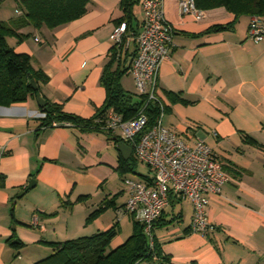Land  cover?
<instances>
[{
	"label": "crops",
	"instance_id": "1",
	"mask_svg": "<svg viewBox=\"0 0 264 264\" xmlns=\"http://www.w3.org/2000/svg\"><path fill=\"white\" fill-rule=\"evenodd\" d=\"M123 1L91 0L74 20L54 28L25 26L20 32L28 36L21 42L6 38L44 74L46 82L38 84L44 100L91 119L106 98L100 77L113 51L122 88L136 92L129 72L136 44L110 40L120 21L141 28L139 0L129 6ZM10 2L0 1L2 21L15 20L13 12L23 16ZM162 9L173 27L169 57L157 76L166 106L162 124L189 144H208L228 179L219 194L209 196L206 216L214 228L207 235L190 231L192 203L175 195L153 234L171 264H264V42L246 38L248 15L207 32L232 20L222 6L201 9L200 20L182 13L179 0H162ZM39 112L36 97L0 105V145L6 148L0 158V264H33L51 253L49 243L115 224L110 245H120L133 229L132 217L122 212L128 197L123 179L152 176L132 164L124 173L118 168L121 160H136L132 151L124 159L118 150L119 130L41 127ZM31 179L34 186L20 194Z\"/></svg>",
	"mask_w": 264,
	"mask_h": 264
},
{
	"label": "built area",
	"instance_id": "2",
	"mask_svg": "<svg viewBox=\"0 0 264 264\" xmlns=\"http://www.w3.org/2000/svg\"><path fill=\"white\" fill-rule=\"evenodd\" d=\"M139 3L143 13L140 30L134 34L121 22L114 27L110 40L122 47L135 42L136 55L129 72L136 92L145 96L144 104L131 119L123 120L120 114L110 109L97 119V123L102 130H119L120 139L131 147L136 161L147 165L152 172L146 181L123 179L128 197L122 210L143 225L151 246L153 223L161 216L171 195L191 201L190 231L207 235L213 230L206 216V207L209 196L220 193L228 175L203 140L197 139L189 144L179 134L163 126L164 102L157 92V76L162 61L169 57L173 27L164 17L162 0H139ZM179 4L182 13L190 14L196 20L203 17V11L196 7L194 0H179ZM246 38L255 43L264 42V26L257 16L250 17ZM149 101L159 105L160 113L153 125L145 129L148 117L144 109ZM37 116L42 118L44 113L40 111ZM5 152V146L0 145V158ZM33 221L36 222V216Z\"/></svg>",
	"mask_w": 264,
	"mask_h": 264
},
{
	"label": "trees",
	"instance_id": "3",
	"mask_svg": "<svg viewBox=\"0 0 264 264\" xmlns=\"http://www.w3.org/2000/svg\"><path fill=\"white\" fill-rule=\"evenodd\" d=\"M14 1L17 8L22 10L23 16L9 22L0 20V105L23 102L28 97H36V94L39 93L38 84L46 82L44 74L32 67L30 56L15 52L7 43L6 38L14 37L17 42H21L28 36V34L20 32V29L25 26L54 28L74 20L86 12L87 5L91 0ZM130 3V0L123 1L124 6H129ZM194 3L199 9L222 6L233 15L231 21L214 24L207 28V32L227 29L242 15L257 16L264 22V0H194ZM121 22H124L128 29L136 34L137 31L131 27L129 21L123 20L119 24ZM135 55L136 49L133 58ZM115 62H117L116 52L113 51L100 77V83L106 90V98L91 119H83L66 113L59 105L45 100L47 110L44 107L40 108V111L44 113V117L40 118V126H51L53 122H56L57 125H63L67 122L81 129L96 128L102 130L97 119L110 109L120 114L123 120L136 116L144 104L145 96L137 92L129 93L122 88L120 83L122 72L112 68ZM31 79L37 84L36 90L31 87ZM165 109L164 104V113ZM144 110L148 117L145 129H148L158 118L160 107L157 103L149 101ZM115 140L117 142L122 141L121 139ZM130 165L129 159L121 160L118 168L124 173L132 170ZM105 206L108 204L106 203ZM104 207L100 206L92 216L97 215ZM157 220L153 223V228L158 222ZM117 233L115 224L106 231H98L90 235L66 239L62 242L49 243L52 247L51 253L33 264H138L142 262L164 264L168 262L167 256L163 255L160 245L155 239L153 229L151 246L149 244L150 238L144 232L143 225L135 220H133L131 235L120 245L111 247L110 243ZM13 245L18 248L21 243L17 241Z\"/></svg>",
	"mask_w": 264,
	"mask_h": 264
},
{
	"label": "water",
	"instance_id": "4",
	"mask_svg": "<svg viewBox=\"0 0 264 264\" xmlns=\"http://www.w3.org/2000/svg\"><path fill=\"white\" fill-rule=\"evenodd\" d=\"M31 82V87L36 90L37 89V84L33 81V79L30 80ZM36 101L38 104V107L42 108L44 107L47 110V107L45 105V100L41 97V95L39 93L36 94ZM118 150L121 152V155L124 159H127L128 156L131 153V147L124 143V142H119L118 144ZM35 184V181L33 179L29 180L27 186L25 187V189L23 191L20 192V194H22L24 191L32 188Z\"/></svg>",
	"mask_w": 264,
	"mask_h": 264
},
{
	"label": "rangeland",
	"instance_id": "5",
	"mask_svg": "<svg viewBox=\"0 0 264 264\" xmlns=\"http://www.w3.org/2000/svg\"><path fill=\"white\" fill-rule=\"evenodd\" d=\"M7 1L10 2L11 0H7ZM12 14H13L14 19H17L19 17V15L14 13V12ZM134 89H135V87H134ZM129 162L132 164V166H138L139 172H141L143 175H150V173L152 174V172L149 170V167L147 165L140 163V162L134 160L133 158ZM138 264H148V263L142 262V263H138Z\"/></svg>",
	"mask_w": 264,
	"mask_h": 264
}]
</instances>
